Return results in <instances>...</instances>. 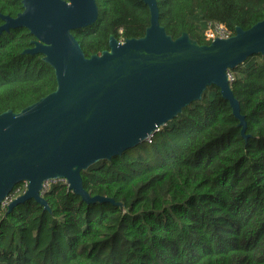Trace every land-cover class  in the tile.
<instances>
[{
	"label": "trees",
	"instance_id": "trees-1",
	"mask_svg": "<svg viewBox=\"0 0 264 264\" xmlns=\"http://www.w3.org/2000/svg\"><path fill=\"white\" fill-rule=\"evenodd\" d=\"M96 2L95 23L72 31L86 57L109 49L112 35L141 38L150 26L144 0ZM157 2L167 34L187 33L199 44L208 43L210 22L235 33L264 19V0ZM23 10L22 0H0V14ZM34 39L25 27L0 35V114L19 112L57 88L43 55L24 53ZM229 73L247 138L220 88L208 87L151 138L82 171L91 196L115 203L87 204L57 182L44 195L49 210L34 199L11 212L1 205L0 264H264V55ZM169 128L186 131L174 149L142 158V145ZM23 185L7 198L21 195Z\"/></svg>",
	"mask_w": 264,
	"mask_h": 264
},
{
	"label": "water",
	"instance_id": "water-1",
	"mask_svg": "<svg viewBox=\"0 0 264 264\" xmlns=\"http://www.w3.org/2000/svg\"><path fill=\"white\" fill-rule=\"evenodd\" d=\"M144 1L151 12L145 35L122 41L112 35L109 49L90 57L72 31L95 23L96 0H22L16 17L1 15L0 34L29 29L35 39L24 53L42 54L57 78L55 91L19 112L0 114V206L16 185L28 183L8 212L31 199L49 210L42 190L52 179H65L87 204L115 203L91 196L82 171L146 141L212 85L248 137L228 73L264 55V19L237 27L230 38L199 44L187 33L173 39L160 23L157 0Z\"/></svg>",
	"mask_w": 264,
	"mask_h": 264
},
{
	"label": "rangeland",
	"instance_id": "rangeland-1",
	"mask_svg": "<svg viewBox=\"0 0 264 264\" xmlns=\"http://www.w3.org/2000/svg\"><path fill=\"white\" fill-rule=\"evenodd\" d=\"M185 133H186L185 130H175L173 128L166 129L163 132H158L156 142L150 143L148 145H142V149L141 151H139V155L142 156V158L150 157L151 160H157L165 153L167 154L168 151L174 149L175 144H178V141L182 139ZM161 147L164 148L162 149ZM60 181L64 182V179L58 181H50L49 184L51 185L52 183H57ZM21 188L23 191L27 187L26 185H23ZM11 198L12 197L6 199L3 202L2 206L5 207L7 205L5 202H10ZM14 198L15 197H13L12 199Z\"/></svg>",
	"mask_w": 264,
	"mask_h": 264
},
{
	"label": "built area",
	"instance_id": "built-area-1",
	"mask_svg": "<svg viewBox=\"0 0 264 264\" xmlns=\"http://www.w3.org/2000/svg\"><path fill=\"white\" fill-rule=\"evenodd\" d=\"M234 34L235 33L232 30H230L228 27H226L224 24L210 22V23H208L205 31L203 32V37H204L206 42L211 43L215 39H218V38L219 39H227V38H230L231 36H233ZM228 76H229L230 81L233 80V76L230 73H228ZM151 137H149V138H151ZM58 180H62V179H54V180L52 179V180L45 181L44 184H43V190L42 191L45 192V193L48 192V190L50 189L51 185L53 184L52 183L50 185L49 182L50 181H58ZM60 182H62V181H60ZM64 183L67 184L65 179H64ZM24 185H26V187H27L28 183L24 182ZM26 189L23 190V192L21 194H23L26 191ZM20 191L21 190H19L18 193H20ZM18 196L19 195H17L16 197H18ZM12 200L13 199L11 198V201ZM10 202H5L7 204L6 206H8L10 204Z\"/></svg>",
	"mask_w": 264,
	"mask_h": 264
},
{
	"label": "flooded vegetation",
	"instance_id": "flooded-vegetation-1",
	"mask_svg": "<svg viewBox=\"0 0 264 264\" xmlns=\"http://www.w3.org/2000/svg\"><path fill=\"white\" fill-rule=\"evenodd\" d=\"M0 15H2V14H0ZM9 16H10V15H9ZM1 19H2V17H1ZM2 20H3V19H2ZM3 23H4V20H3L2 23H0V25H2ZM3 32H4V31H3ZM3 32H2V33H3ZM2 33H1V34H2ZM1 34H0V35H1Z\"/></svg>",
	"mask_w": 264,
	"mask_h": 264
}]
</instances>
